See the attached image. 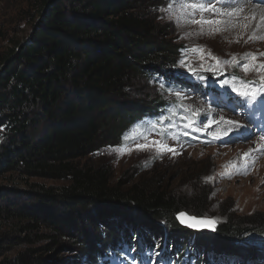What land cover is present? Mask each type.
Returning <instances> with one entry per match:
<instances>
[{
  "label": "trees",
  "instance_id": "16d2710c",
  "mask_svg": "<svg viewBox=\"0 0 264 264\" xmlns=\"http://www.w3.org/2000/svg\"><path fill=\"white\" fill-rule=\"evenodd\" d=\"M168 3L26 0L32 29L42 17L39 26L25 44L28 36L9 40L0 55V264H55L44 252L52 258L50 248L61 240L73 245L78 264H264V213L229 215L212 232L195 231L177 215L204 218L206 199L152 180L115 182L105 164L92 160L133 142L128 137L137 126L164 142L218 145L184 128L181 117L191 110L179 105L188 108L193 96H225L246 107L222 85L234 74L193 64L194 54L185 50L194 46L164 22ZM182 59L196 75L180 66ZM209 60L205 68L214 67ZM141 81L158 86V93L135 98ZM261 109L253 107L252 119Z\"/></svg>",
  "mask_w": 264,
  "mask_h": 264
},
{
  "label": "rangeland",
  "instance_id": "374dc122",
  "mask_svg": "<svg viewBox=\"0 0 264 264\" xmlns=\"http://www.w3.org/2000/svg\"><path fill=\"white\" fill-rule=\"evenodd\" d=\"M205 3L209 0H204ZM216 8L223 10L226 5L221 0H211ZM233 6H243L244 11L239 19L236 17L214 16L211 12H198L193 17L199 19H220L225 21L219 25H204L203 34L200 25L183 22L178 26L174 19H169V14L165 12V24L171 29L178 30L180 37L194 47L203 48L205 54H217L223 52L217 57L222 61H229L236 57L238 61L245 59L249 54H253L260 61L250 62L252 65L264 64V39H250V37L264 36V24H261L260 18L264 16V0H232ZM26 0H0V55L9 48V40L24 38L28 36L32 29L33 19L26 15ZM255 13L256 19L252 20V14ZM248 16V20L243 17ZM234 25V26H233ZM247 25V27H245ZM259 25V27H257ZM220 28L221 31H215ZM210 48V49H209ZM194 54V53H193ZM209 57L201 61L197 54L191 59L200 69V64L208 62ZM211 59V58H210ZM215 66L214 60H209ZM210 65V64H209ZM231 66V68H230ZM225 74L235 75L245 81H260V76L264 73H257L250 70L247 73L235 69V65H223ZM246 78V79H245ZM226 81V80H225ZM224 81V82H225ZM229 84L223 82L225 89L232 90V78L227 79ZM259 83V82H258ZM159 87L153 83L141 81L132 90L135 98L146 99L155 96ZM234 92V91H233ZM236 93V92H235ZM188 108L192 111L199 110V114H206L210 119H218L224 116L226 119L237 121L241 127L233 126V130L227 136H222L218 141L228 140L230 144H219L216 146L187 144H178L166 142L168 146L176 150L177 154L164 151L163 154H157V146L137 150L138 143H145L144 136L148 131L144 127L137 126L128 139L125 146L110 147L103 150L99 155H94L92 160L105 164L113 173L115 182L122 181L125 185L131 186L137 182H149L150 180L162 183L171 191L178 194H186L190 199L198 200L200 197L206 199L208 213L204 219H211L217 224L226 221L231 215L240 218L250 217L259 213H264V134L260 129L254 130L255 125H249L248 118L250 110L232 109V103L225 96L219 97L210 95L203 99L201 96H193L186 102ZM250 107V106H249ZM243 113V114H242ZM251 120V118H250ZM249 120V121H250ZM206 122V121H205ZM226 126L223 123L212 124L204 131L210 138H213V132H223ZM264 128V127H263ZM187 130V129H186ZM249 131V132H248ZM142 137V138H140ZM148 141H162L158 136H147ZM229 143V142H228ZM112 149H130L128 151H113ZM250 153L249 159H243L244 153ZM233 164H236L240 172H235ZM247 167V174L243 170ZM230 173H235L231 175ZM47 185H64L65 182H45ZM48 233L41 244L43 250L49 242ZM49 249V248H48ZM52 258L47 251L44 252L46 259L55 264H78V255L73 245L61 240V246L53 248ZM67 257V258H66ZM114 264H128L126 262H115ZM133 264V263H132ZM237 264V263H235Z\"/></svg>",
  "mask_w": 264,
  "mask_h": 264
},
{
  "label": "snow or ice",
  "instance_id": "6c2138e0",
  "mask_svg": "<svg viewBox=\"0 0 264 264\" xmlns=\"http://www.w3.org/2000/svg\"><path fill=\"white\" fill-rule=\"evenodd\" d=\"M217 2H221V0H217ZM226 7L223 10H219L216 8V5L211 3V0L209 2L205 3L204 0H169V3L165 9H161L162 11H166L169 14V19H174L177 22L178 26H182L183 22L191 23L200 25L203 34V26L204 25H219L221 23H225V21H222L220 19H205L204 17H200L199 19L191 18L194 16L195 13L198 12H211L214 16H227L229 18L236 17L239 19L240 14L243 13L244 8L243 6H233L232 0H223ZM244 20H248V16L243 17ZM252 20L256 19L255 13L252 14L251 17ZM261 24H264V16L260 18ZM234 26V25H233ZM247 27V25H245ZM259 27V25L257 26ZM215 31H221L220 28H216ZM250 39H264V36L260 37H250ZM187 52H191L194 54H197L198 58L203 61L205 59V56L211 58L216 62L215 66L205 68L204 64H200V68L205 71H215L220 70L223 71V65H235L238 70L243 71L247 73L250 70H255L258 74L264 73V64L260 65H252L250 62L255 61L257 57L253 54H249L245 57V62L241 64L236 57H232L229 61H222L218 57L212 56L211 52H208L205 54V51L203 48L200 47H194L190 49L185 50ZM264 55V54H262ZM181 67H186L189 72H191L193 75L197 74V70L193 68L190 64L187 63V59H182L180 61ZM203 79L202 77H200ZM225 84H229V81H225ZM163 87V85H161ZM232 91L236 92L240 97L243 98V102L245 106L254 107L257 104H264V75L260 76L259 83L255 81H245L240 77L233 76L232 77V83H231ZM175 96L178 99H182V95L180 92H175ZM180 108H183L184 112L188 113L190 110L189 108L185 107L183 104L179 105ZM172 116H175L177 114L175 107L169 109ZM199 113V110H194L191 112V115L182 116L181 119L187 121L183 126L184 128H190L193 132H200L207 129L212 124H221L225 125L223 132H213L212 135L214 139H220L222 136H227L229 132L233 130V126L235 127H241L237 121L226 119L224 116H219L218 119H210L207 116H205V121H196L193 119V117L197 116ZM165 120H171V116L164 117ZM159 123V121L157 122ZM154 129L156 127V124L151 125ZM184 135H188L187 132L184 133ZM173 139H177V137H172ZM261 139H264V137H261ZM145 143H138L136 145L137 150H143L147 148H151L153 145L157 146V154H163L164 151L170 152L172 154H177L176 150L172 147L168 146L166 142L164 141H148V137L144 136ZM113 151H121V154H123V151H128L130 154V149H112ZM252 150H250L249 153H244L243 159H249L250 153ZM233 168L235 169V172H240L241 170L236 164H233ZM235 173H230L229 178H231V175ZM243 174H247V167L243 170ZM177 219L180 220L182 224H185L189 228H195L199 230L201 227H210L214 230V222L209 221L204 218H197V217H191L188 216L186 213H179L177 215Z\"/></svg>",
  "mask_w": 264,
  "mask_h": 264
},
{
  "label": "water",
  "instance_id": "95a60500",
  "mask_svg": "<svg viewBox=\"0 0 264 264\" xmlns=\"http://www.w3.org/2000/svg\"><path fill=\"white\" fill-rule=\"evenodd\" d=\"M41 19H42V17H41V18L39 19V21L36 23L35 28H37V27L39 26V22L41 21ZM35 28L31 30L30 34L28 35L26 41H25L23 44H25V43L30 39V37H31V36L33 35V33H34ZM3 66H4V65H3ZM3 66H2V67H3ZM2 67H1V68H2ZM187 215H188V214H187ZM188 216H190V215H188ZM191 217H193V216H191ZM207 220L214 222V229L218 226V224H217L215 221H213V220H211V219H207ZM178 222H179L182 226L187 227L185 224H182V223L180 222L179 219H178ZM187 228H189V227H187ZM189 229H192V230H195V231H202V230H207V231H210V232L213 231V229L210 228V227H201L199 230H197V229H195V228H189Z\"/></svg>",
  "mask_w": 264,
  "mask_h": 264
},
{
  "label": "clouds",
  "instance_id": "9594fccd",
  "mask_svg": "<svg viewBox=\"0 0 264 264\" xmlns=\"http://www.w3.org/2000/svg\"><path fill=\"white\" fill-rule=\"evenodd\" d=\"M122 262H125V261H122ZM133 264H135V262H133Z\"/></svg>",
  "mask_w": 264,
  "mask_h": 264
}]
</instances>
